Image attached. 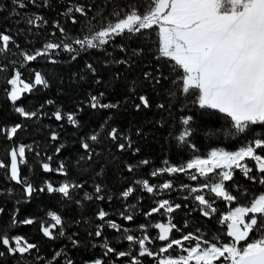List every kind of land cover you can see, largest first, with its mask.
Masks as SVG:
<instances>
[{
    "label": "snow or ice",
    "instance_id": "snow-or-ice-1",
    "mask_svg": "<svg viewBox=\"0 0 264 264\" xmlns=\"http://www.w3.org/2000/svg\"><path fill=\"white\" fill-rule=\"evenodd\" d=\"M11 5V16L16 18L17 27L13 34H9L7 28L0 32V60L6 61L0 63V73L10 71L4 91L7 100L15 107V113L23 120L41 119L46 113L43 105L33 111L17 106L22 94L38 90L37 86L47 89L50 83L40 71H35L34 79L26 82L22 79L21 68L41 58L49 64L58 65L61 61L56 57L61 53L67 54L69 63L76 61L81 53L92 51L102 52L106 57L103 69L86 62L80 73L73 74L82 81L91 77L92 83L102 90L89 92L73 111L62 112L57 108L49 117L54 118L60 128L67 124L75 130L79 145L74 160L76 166L91 170L103 161L100 170L95 173L102 176L105 165L118 159L116 153L121 157L126 153L136 157L140 153L132 135L122 132L114 123V116L129 100L137 112L155 109L159 119L149 121L152 127L167 128L169 143L174 142V146L190 149L193 153L199 151L193 142L197 128L193 117L186 114L193 106L202 114L222 118L224 123L219 132L230 137L240 136L247 141L235 151L212 150L205 157L194 156L181 166L169 165L165 160L164 167L149 173L152 178L187 173L192 181L202 180L203 183L196 187L182 184L180 190H187L183 199L191 198L200 215L206 219L211 220L219 214L218 223L226 228L225 231L209 239L198 235L201 229L197 228L195 233L174 238L170 234L182 229L173 223L171 214L189 206L160 199L156 201V207L144 213L145 217L153 214L169 216L167 223L152 225L158 230L156 238L163 242L157 251H153L148 246L153 239L147 234L145 225L140 226L144 234L137 237L130 234L128 228H122L109 219V213L100 208L95 215L100 223L94 226V231L90 229L87 232L89 239L86 246L101 248L102 258L85 260L84 264H143L142 257L150 258L154 264H264V191L256 193L241 188L234 180V173L238 170L245 180L264 188V136L255 135L257 128H264V0H128L127 4L118 0H107V4L67 0V6L59 15L80 27L75 33H70L58 20H54L51 27L59 32V39L45 40L41 47L31 51L22 48L15 37L21 34L41 35V30L48 26V20L39 12L24 10L29 5L49 8L50 0H11ZM49 35L55 37L56 31ZM118 37H143L151 43H137L135 47L124 43L117 45L115 41ZM116 52L121 55L117 56ZM146 52L151 53L154 64L145 60ZM13 56L16 58L11 59ZM121 66L124 71L114 70ZM141 66L145 70L129 80L127 73ZM103 70L110 72V80L102 77ZM122 76L126 90L123 101L105 102L108 89H114ZM165 81L169 85L167 88H163ZM149 90L157 97L155 103L150 99ZM46 104L52 105L53 101L48 100ZM85 110L108 115L84 131L85 125L79 117ZM24 127L16 123L0 128V134L13 141ZM134 135L146 138L142 127H137ZM59 139L60 133L51 131L50 140L57 142ZM64 148V144H59L55 155L59 156ZM26 151L40 156L31 146L19 144L8 151L10 163L0 161V169L5 171L7 179L23 189V200H17V205L29 203L38 193L77 206H82L85 201L107 199L111 202L113 199L101 183H95L91 193L86 191L84 182L69 178L70 172L64 161L53 168V156L47 155L41 162L42 171L55 173L64 179L55 185L45 181L41 187L34 186L21 174V166L28 163ZM120 163L123 170L133 177L132 184L120 193L123 200L135 198L137 188L133 185L140 186V190L153 196L174 189L171 179L153 184L147 178H136L143 168L150 165L148 159H121ZM229 181L233 182L232 185L226 186ZM230 189H235V192ZM205 192L214 199L206 197ZM5 194L11 196L12 189H0V195ZM241 197H247L244 203L240 202ZM220 200L225 202L226 212L216 206ZM135 208L136 204L125 207L120 216L125 221H133L131 210ZM19 211L16 207L10 221L0 226V264H4L8 257L13 258L16 264H76L67 245L53 251L51 257H46L36 243L13 234V230L22 225L38 223V230L44 238L49 241L65 238L72 249L78 250L81 247L79 233L66 232L67 224L61 214L48 210L39 221L31 216L20 220ZM3 212L4 209L0 208V214ZM73 223L79 225L81 220ZM83 223L89 222L83 220ZM184 227H189L187 221ZM105 228L121 233V239L128 245L137 246L136 249L118 250L110 246L104 236ZM101 238L102 242L97 244L95 241ZM173 250L178 254L172 255Z\"/></svg>",
    "mask_w": 264,
    "mask_h": 264
},
{
    "label": "trees",
    "instance_id": "trees-1",
    "mask_svg": "<svg viewBox=\"0 0 264 264\" xmlns=\"http://www.w3.org/2000/svg\"><path fill=\"white\" fill-rule=\"evenodd\" d=\"M76 2L86 4H107V0H76ZM119 3L127 4L128 0H118ZM51 7L49 8H33L29 5L28 9L24 10L29 13L39 12L44 15L48 20V26L42 29V34L39 36H31L28 34H21L16 36L15 39L25 50H34L42 46L45 40H58L59 32L52 29L51 24L54 20H58L62 26H64L70 33H75L80 27L79 25H72L70 21H66L64 17L60 16L67 6V0L62 3H58L57 0H50ZM111 10V9H109ZM12 5L11 0H0V32H3L6 28L9 29V34H13L16 31L17 25H15V17L11 16ZM92 13H90L91 15ZM78 19H82L78 17ZM23 27V25H19ZM56 31V36H50L49 33ZM155 39V36L152 37ZM115 43L118 45L124 43L125 45L131 44L135 47L139 44H150V40H145L143 37L136 38H116ZM117 56L121 54L116 52ZM13 56L11 59H15ZM61 61L58 65H52L43 58L38 59L31 65L21 68L22 79L26 82L34 79V72L40 71L45 75L46 79H49L50 86L47 89L39 86L38 90H34L32 93L22 94V98L17 102V106H22L26 110L33 111L40 108L43 105V111L46 115L41 119H35L32 121L23 120L15 113V107L7 100L4 89L7 87L6 78L10 74L9 72L0 73V128L9 127L16 123H21L25 127L17 133V136L13 141L7 140V138L0 134V161L10 163V157L8 151L19 144L31 146L36 152L40 153L37 157L35 152H27L26 156L28 163L21 166V174L26 177L36 187L43 186L45 181L52 182L54 185L61 182L64 178L56 175L55 173H44L41 168V162L44 161L45 156H53L51 166L57 167L61 161H64L68 166L70 172V179L84 182L85 190L92 192L95 183H101L107 192V195L112 196L113 199L109 202L107 199L104 201H85L82 206L75 204H66L59 202L58 198L51 197L47 194H37L27 204H16L17 200H23V189L21 186L16 185L7 179L5 171L0 169V189H12V195H0V208L4 209L3 214H0V226L7 224L10 221L12 212L16 207H19L20 220H23L26 216H31L37 221L45 217V212L48 210H55L58 214L62 215V218L67 224L66 232L71 234L72 232L79 233V239L81 240V247L76 250L72 249L70 243L65 238H59L55 241H49L42 236L38 230V223L32 226H20L13 230V234L21 235L27 238L30 242L36 243L40 249L42 255L51 257L53 251L60 249L63 245L68 246L70 255L74 258L76 264H84L85 260L93 258H102V249L99 247L91 248L87 245L89 237L87 232L91 229L95 230V225L100 223L95 219L96 212L103 208L109 213V219L117 222L122 228H128L130 234L137 237L142 236L140 226L145 225L147 228V234L153 239V243L148 245L149 248L157 250L163 242H160L156 237L158 236V230L152 227L157 222L167 223L169 216L160 214H153L151 217H145L144 213H147L151 208L156 207V201L160 199H169L173 204H188L189 207L177 210L171 214V218L174 224L182 231H174L170 235L174 238H180L185 233H195L197 228L201 231L197 233L200 236L211 239L213 236L221 234L226 230L218 223V216L209 220L200 215L198 207L194 204L193 200L189 198L184 200L183 197L187 195V190L181 191L182 184H187L190 181L186 179V174H177L169 177L167 174L158 178H152L149 173L158 168L164 167V161L167 160L169 165L180 166L187 162L194 156L205 157L209 151L214 148H220L226 151H235L241 147L247 141L242 140L240 136H226L222 132H219L221 124L224 123L222 118H217L215 115L202 114L201 111L192 107L190 111H187V115H191L194 120V124L197 128L193 137V142L199 149L198 152L193 153L190 149H186L181 146H174L173 143H169L167 139L168 129H157L152 127L149 121H155L159 119L155 109L142 110L137 112L132 107V101L129 100L127 104H124L118 113L114 116L115 126L119 127L122 132H126L132 135L135 141V146L140 148V153L136 157H132L130 153L124 154L122 157L119 153H116L117 160L105 165V171L102 176H96L95 173L100 170L103 161L94 165L93 169L85 170L75 165L74 160L78 155L79 145L77 143L78 137L74 134L75 130L65 124L64 128H60L58 122L51 117V113L59 108L62 112L73 111L75 106L81 101L87 98L89 92L95 93L102 89L97 88L88 77L86 80H79L74 73H80L84 68L86 62L93 63L98 68L103 69V61L106 59L102 52L92 51L81 53L78 59L69 63L67 54L61 53L59 57H56ZM145 60L150 61L153 64L155 61L151 60V53L146 52ZM0 63H6V61L0 60ZM9 65V70H11ZM19 67V65H16ZM117 71H124L123 66ZM143 70L142 66L135 68L134 71L127 73V77L131 78L139 75ZM165 73H168V68L165 65ZM102 77L105 80L111 79V74L107 70L101 72ZM124 77H121V82L115 85V88L108 89V95L106 101L115 102L117 100L123 101L126 95L124 88ZM168 82L163 83V88H167ZM150 99L153 103L156 102L157 97L148 92ZM163 99V97H160ZM52 100L53 104L48 105L46 101ZM138 103V101H136ZM108 113H93L89 110H85L79 117V120L85 125L84 131L89 130V126H95L97 123ZM142 127L146 133L145 139L137 138L134 135L135 129ZM57 131L60 133V139L57 142L50 140L51 131ZM216 133V134H213ZM255 135L264 136V128H257ZM59 144H64L65 148L62 150L59 156L55 155V148ZM139 160L148 159L150 165L142 169V173L136 178L149 179L150 183L159 184L165 179H171L174 184L173 190L164 191L158 193L156 196L148 194L146 191L140 190V186L133 185L137 188L134 193L135 198H129V200H123L120 197L121 191L132 184L133 177L123 170V164L120 160ZM251 163V162H249ZM235 182L240 185L241 188H247L252 192L264 191L259 185H253L250 181L245 180L243 175L237 170L234 173ZM232 181L226 183V186H231ZM235 192V189H230ZM206 197H210V194H205ZM247 197H241L240 202L244 203ZM136 204V208L132 209L134 220L131 222L125 221L120 213L124 211L125 207ZM219 209L226 212L227 207L225 202L220 200L216 205ZM235 205H233L234 207ZM196 209L193 211L192 209ZM76 220H81L79 225L73 223ZM83 220H87L89 223L84 224ZM187 221L189 227L185 228L184 224ZM104 236L108 238L110 246L117 248L118 250H135L137 246L128 245L127 241L121 239V233L105 228ZM226 240L227 238L224 237ZM97 244L102 242L101 240L95 241ZM143 264L151 263V259L142 257ZM4 264H16L15 260L8 257ZM34 264V262H33ZM120 264V262H118Z\"/></svg>",
    "mask_w": 264,
    "mask_h": 264
},
{
    "label": "rangeland",
    "instance_id": "rangeland-1",
    "mask_svg": "<svg viewBox=\"0 0 264 264\" xmlns=\"http://www.w3.org/2000/svg\"><path fill=\"white\" fill-rule=\"evenodd\" d=\"M212 150H223V149H220V148H214V149H212ZM211 150V151H212ZM210 152V151H209ZM208 152V153H209ZM184 164H186V162L184 163ZM183 165V164H182ZM181 166V165H180ZM186 175H185V177H186V179H188V181H190L189 183H187L190 187H196V186H198L200 183H203V181L202 180H200V181H192V180H190L188 177H189V174H187V173H185ZM204 194H208L207 192H205ZM151 250H153V251H157V250H154V249H152V248H150ZM178 253H177V251L176 250H173L172 251V255H177ZM152 261V260H151ZM149 264H154V262L152 261L151 263H149ZM217 264H219V262H217Z\"/></svg>",
    "mask_w": 264,
    "mask_h": 264
}]
</instances>
